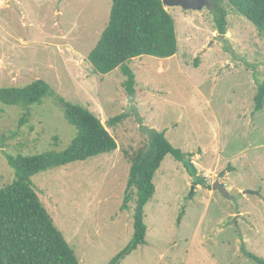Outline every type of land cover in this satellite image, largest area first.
Returning <instances> with one entry per match:
<instances>
[{
  "label": "rangeland",
  "instance_id": "1",
  "mask_svg": "<svg viewBox=\"0 0 264 264\" xmlns=\"http://www.w3.org/2000/svg\"><path fill=\"white\" fill-rule=\"evenodd\" d=\"M205 1L201 10L167 7L178 53L132 61L131 97L121 68L103 76L88 61L109 24L112 0H0V88L44 80L65 101L89 109L118 144L114 153L33 179L80 264H109L132 240L136 197L130 210L121 207L130 158L148 145L151 130L193 154L207 184L195 186L184 165L167 156L145 207L146 244L121 264H258L245 252L264 259V109L255 108L264 35L225 2L228 33L219 36L216 0ZM3 109L0 190L15 180L8 156L64 152L76 137L55 99ZM121 115L125 121L108 126ZM221 173L229 198L212 189Z\"/></svg>",
  "mask_w": 264,
  "mask_h": 264
},
{
  "label": "trees",
  "instance_id": "2",
  "mask_svg": "<svg viewBox=\"0 0 264 264\" xmlns=\"http://www.w3.org/2000/svg\"><path fill=\"white\" fill-rule=\"evenodd\" d=\"M112 2L109 24L88 56V61L94 72L103 76L121 68L127 77L124 87L133 97L136 93V75L130 63L144 56L160 59L176 56L179 49L176 23L162 0ZM225 2L264 35V0H216L214 22L219 36L225 37L228 33ZM257 85L255 108L260 112L264 109V82ZM50 98L62 105L67 121L76 130V137L64 152L8 156L9 165L15 171V180L0 190V264H80L75 251L41 202L33 179L40 173L85 162L118 149L116 139L97 116L82 105L65 101L44 80L24 87L0 88V115L4 113L3 106H22L29 110ZM126 118V115L112 118L108 126L115 127ZM3 143L0 141V148ZM169 155L184 165L195 186H206L207 178L199 174L193 162L194 155L185 154L172 146L165 133L151 130L148 145L130 158L129 181L121 207V211L130 210L129 204L136 197L134 235L109 264H121L146 244L148 229L145 207L156 192V173ZM182 217L183 213L180 219ZM245 255L258 264H264V259L252 253L245 252Z\"/></svg>",
  "mask_w": 264,
  "mask_h": 264
},
{
  "label": "water",
  "instance_id": "3",
  "mask_svg": "<svg viewBox=\"0 0 264 264\" xmlns=\"http://www.w3.org/2000/svg\"><path fill=\"white\" fill-rule=\"evenodd\" d=\"M164 5L167 7L182 6L184 9L189 10H201L206 6H209V3L205 0H162ZM223 173H221L213 184V191L220 192L224 197L229 198L230 193L226 188L225 184L221 183L220 179L222 178ZM194 190V189H193ZM247 194H252V192H247Z\"/></svg>",
  "mask_w": 264,
  "mask_h": 264
}]
</instances>
